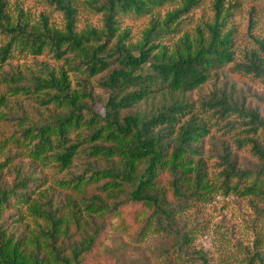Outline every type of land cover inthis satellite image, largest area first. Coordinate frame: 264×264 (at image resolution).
Returning a JSON list of instances; mask_svg holds the SVG:
<instances>
[{
    "label": "trees",
    "instance_id": "trees-1",
    "mask_svg": "<svg viewBox=\"0 0 264 264\" xmlns=\"http://www.w3.org/2000/svg\"><path fill=\"white\" fill-rule=\"evenodd\" d=\"M46 1L63 13L64 30L42 16L31 24L21 9L6 11L0 0V65L47 53L65 65L77 60L74 69L83 79L79 89L71 90L63 68L44 69L43 77L31 75L25 81L0 67V264H103L109 232L128 234L137 244L155 233L178 238L173 232L177 221L216 194L264 200V146L255 139L264 132V118L225 87L199 106L187 97L227 68L264 82V42L255 39L256 49L235 64L232 31H225L229 12L222 0L213 4L211 24L170 48L159 37L171 33L169 24L200 0H183L181 9L162 22L152 17L142 41L128 46L127 32L115 35L116 17L151 15L172 0H103L95 8L103 15V29L80 33L73 30V0ZM103 74L97 88L106 97L89 84ZM20 96L45 107L42 122L31 124L21 110H7ZM18 126L23 128L9 131ZM81 127L93 161L83 174L60 182L63 195L53 200L39 192L46 179L35 172L22 176L19 163L44 165L53 159L67 168L76 149L68 137ZM243 127L248 138L235 144L238 149L251 145L259 165L237 169L223 146L217 157L221 172L212 179L205 138L212 129ZM12 175L18 181L9 186ZM21 208L44 224L33 230L10 228L8 220ZM187 238L182 237L184 243Z\"/></svg>",
    "mask_w": 264,
    "mask_h": 264
},
{
    "label": "rangeland",
    "instance_id": "rangeland-1",
    "mask_svg": "<svg viewBox=\"0 0 264 264\" xmlns=\"http://www.w3.org/2000/svg\"><path fill=\"white\" fill-rule=\"evenodd\" d=\"M75 9L73 30L80 33L88 29H103V15L97 13L95 8L103 0H73ZM183 0L165 2L156 8L151 15L133 16L123 15L117 18L118 31L127 32L126 46L136 45L142 41L143 32L148 28L151 18L162 22L166 15L180 10ZM6 11L19 8L29 16L31 24L38 22L40 17L47 18L49 24L64 30L66 21L63 13L46 0H5ZM215 0H200L195 8L177 15L168 26L165 35L159 37L160 44L170 48L184 35L195 37L196 29L205 24H211L214 18L213 4ZM224 9L229 12L226 20L225 31H232L233 51L235 64L242 63L246 52L256 49L254 40L264 42V0H222ZM15 15V13H14ZM116 38L109 41L108 47ZM68 57L72 55L68 54ZM70 65H65L63 60H55L47 53L42 56H20L7 60L0 65L2 70L19 73L25 81L31 75L41 76L44 69L55 70L63 68L70 82L71 90L79 89L83 76L74 69L77 60H71ZM231 65L229 66V68ZM106 74L90 79L89 84L98 95L106 94L97 88V82ZM226 88L227 93L243 99L247 109L256 111L264 118V82L251 76H243L225 69L211 78L200 90L189 94L188 100L199 106L216 89ZM34 98L36 96H33ZM17 101V102H16ZM14 104L7 110H21L31 124L42 122L46 116L44 108L37 101L25 99L20 96L14 99ZM16 105L21 108L17 109ZM50 108V107H47ZM16 115V114H15ZM18 118H15V121ZM242 122L240 120L237 121ZM14 124V121L9 122ZM23 126L11 127L9 131L21 129ZM246 127L232 131L212 129L205 138L204 151L210 177L221 172L217 157L221 154L223 146H227L230 156L235 160L237 169L254 170L259 165V159L252 151L251 145L237 148L235 141L246 140L244 131ZM4 130L0 128V139ZM87 132L81 127L76 133L71 134L69 145H75V153L67 168H62L60 163L50 159L44 165H32L29 162H20L22 176L35 172L46 179L40 189L49 198L58 200L63 195L59 183L68 181L77 175L83 174L88 169V164L93 161L86 154L88 141ZM264 146V132H259L255 138ZM18 179L14 175L8 177L7 184L12 185ZM19 213H14L8 220L10 228L33 230L42 226V220L31 215L26 208H21ZM20 214V221L17 220ZM15 222L11 224V222ZM175 234L155 233L149 234L142 243L137 244L135 237L125 233L109 232L105 241L107 258L103 264H264V200L262 197H227L216 194L208 203L196 206L182 220H178L173 228ZM187 236V240H182Z\"/></svg>",
    "mask_w": 264,
    "mask_h": 264
}]
</instances>
